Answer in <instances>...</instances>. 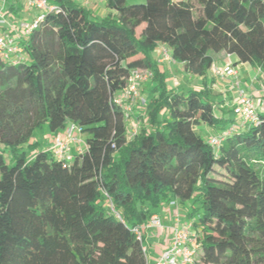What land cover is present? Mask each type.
Wrapping results in <instances>:
<instances>
[{
    "label": "trees",
    "instance_id": "1",
    "mask_svg": "<svg viewBox=\"0 0 264 264\" xmlns=\"http://www.w3.org/2000/svg\"><path fill=\"white\" fill-rule=\"evenodd\" d=\"M50 1L58 9L23 41V61L0 59V264H147L132 229L170 200L198 215L197 264H264V110L243 125L207 80L222 52L264 66V0H199V11L190 0H107L102 17ZM160 44L202 88H170ZM136 68L154 76L131 137L114 97ZM69 123L86 141L69 162L33 139ZM202 125L236 129L217 150ZM224 168L228 179L216 176Z\"/></svg>",
    "mask_w": 264,
    "mask_h": 264
},
{
    "label": "built area",
    "instance_id": "2",
    "mask_svg": "<svg viewBox=\"0 0 264 264\" xmlns=\"http://www.w3.org/2000/svg\"><path fill=\"white\" fill-rule=\"evenodd\" d=\"M18 1V0H16ZM93 2H103L104 0H89ZM8 0L0 10V59L11 64H19L23 61L25 48L23 41L30 37L39 27L45 18L47 12H52L58 7L50 0H25V5L29 10L37 9L36 17L32 20L12 21L4 13ZM160 62L176 63L171 52L166 46L161 48ZM261 70V69H260ZM213 74L221 80L232 79L230 90L236 92L234 102V112L239 117L243 125L259 123V111L264 110V100L259 104L255 98L248 93L242 85V79L236 66L231 62L223 65L214 63L212 66ZM154 76L152 70L147 68H136L131 72L128 83L123 91L114 97V103L119 106L126 120L129 122L133 114L134 106L138 100L143 104L146 100L141 96L140 87L142 84L151 80ZM139 124L133 126L129 133L131 137L138 132ZM236 129L235 125L230 126L227 130L220 133L212 134L207 137L208 143L215 149H219L227 136L232 134ZM58 159L69 162L78 154L86 150V141L82 133V128L75 124L69 123L52 136V145L48 148ZM169 207H177L175 211L176 224L172 226L165 225L159 214H154L147 223L137 225L132 230L137 238L143 243V251L147 258V264H197V251L200 246L199 236L193 221H183L178 210L179 203L177 200L168 201ZM156 229L161 234L171 236V244L166 247L155 263L149 261L148 247L146 245V232Z\"/></svg>",
    "mask_w": 264,
    "mask_h": 264
},
{
    "label": "crops",
    "instance_id": "3",
    "mask_svg": "<svg viewBox=\"0 0 264 264\" xmlns=\"http://www.w3.org/2000/svg\"><path fill=\"white\" fill-rule=\"evenodd\" d=\"M192 1L193 0H190L191 3H193ZM79 2L86 8H87V4L90 3L89 0H79ZM6 10L7 12H9L7 17L11 19L12 21L21 20V19L32 21L37 15L35 11L29 10L26 7L25 0H18V1L8 0L7 5H6ZM162 46H164V44H160L157 47V49L153 53V57L157 61L160 68L165 72L167 79L169 78V84L171 83L170 88L176 89L179 92H183L181 91L180 84H179V80L181 79L179 70L182 68L183 72H186L187 74L189 73L185 70L184 63H181V62L162 63L160 62L159 59L161 56ZM216 60L218 64L223 65L229 61L233 63L237 62V57L235 55L222 52L216 55ZM235 66L239 71L240 77L242 79L243 87L248 91L249 94H251L255 98L256 103L259 104L261 101L264 100V66H254L253 67L248 63H238V62ZM210 73L211 74L207 76V80L213 81L212 89L216 90L217 87L221 88V91H222L221 93L223 95L221 97L222 98L221 101L224 102L225 108L227 109L228 107H230V105L233 108L234 102L237 96H236V92H233L230 90L231 83L229 84V82H232V79L230 78L227 80H221L220 78L216 77L212 71H210ZM201 85L202 87L204 85L203 77H202ZM143 87H146V88H144V91L141 94V96L147 102V98L148 96H150L151 80L144 83ZM196 89H200V88H196ZM145 104H143L141 100H138V102L135 104L132 118L130 119L128 123L131 125L130 129L133 126L140 123L139 118L141 115H143L144 119L146 118L145 107H144ZM199 128L201 129L202 132L208 131V134L206 135L207 137L209 135H212L218 132V131L216 132L215 130L214 132H210L209 130L205 128V126L203 127V125L199 126ZM128 131H129V128H128ZM53 134L54 132H52V135ZM169 212L170 213L173 212V209L167 208V207L164 208L162 206L159 209L158 214L163 219L164 216L162 215V213H164L165 215H168ZM171 217L172 216L170 214V218L168 217L169 221H166L167 220L166 219L165 222L169 223L170 220L172 219ZM184 220H187V219L184 217ZM168 236L169 235L161 234V232L157 231L156 229H151L146 232L145 241L148 243V246L150 247V249L152 248L153 250L152 253L154 257H158L161 254V252L171 244V241H170L171 237L169 236L170 237L169 238Z\"/></svg>",
    "mask_w": 264,
    "mask_h": 264
},
{
    "label": "rangeland",
    "instance_id": "4",
    "mask_svg": "<svg viewBox=\"0 0 264 264\" xmlns=\"http://www.w3.org/2000/svg\"><path fill=\"white\" fill-rule=\"evenodd\" d=\"M143 0H126V2L128 3V4H134V3H140V2H142ZM4 2V0H0V10H1V8H2V6H3V3ZM193 3V5H194V8H195V10L196 11H199V9H200V7H201V5H200V3H199V1L198 0H193L192 1ZM87 8L88 9H90L95 15H97L98 17H102L104 14H106L107 12H110V10H109V8H108V5H107V0H104L103 2H91L90 1V3L89 4H87ZM33 11H35L36 13H39V11L37 10V9H34ZM7 11H5L4 9H3V13L5 14ZM138 34H140V29H138ZM179 73H180V75H181V79L179 80V84H180V88H181V91H183V92H187L188 90H190V89H193V88H202V85H201V81H202V75H200L199 73H197V72H193V73H189V74H187L186 72H183L182 71V68L179 70ZM211 73H210V71L208 72V75H210ZM168 81H169V78L167 79ZM212 82L213 81H209L208 83H209V87H210V89H211V91L213 92L212 93V95H213V99H214V101L215 102H220L221 101V97L223 96L222 95V91H221V88H219V87H217V89L216 90H213L212 88H213V86H212ZM231 82H229V84H230ZM171 84V83H170ZM169 84V85H170ZM144 86V84H142L141 85V87H140V92H141V94L143 93V91H144V88H146V87H143ZM230 86H231V84H230ZM233 92H235V90L233 91ZM138 102V101H137ZM136 102V103H137ZM218 105V104H217ZM229 109L228 110H230L229 112H230V114L233 116V117H235L236 119H237V116H236V114L234 113V111H233V108L231 107V105H230V107H228ZM144 112V111H143ZM217 113L219 114V115H222V113L223 112H221L220 110H218L217 109ZM131 118H132V116H131ZM140 123H139V127L140 126H142L146 121H145V119H144V117H143V115H141L140 116ZM129 123V122H128ZM128 126V128H129V130H130V127H131V125L130 124H128L127 125ZM205 126V128L207 129V130H209L210 132H214V130L215 129H213V128H211V127H209V126H206V125H203V127ZM197 129H198V131L200 132V134L203 136V137H207L206 135L208 134V131H206V132H202L201 131V129L199 128V127H197ZM216 131H219V129H216ZM52 131H50V129L46 126V125H44V126H42V127H40V128H37L36 129V131H35V133H34V136H33V139L34 140H37L39 143H40V145H41V149H48L51 145H52ZM28 152V155H32L33 154V152L31 151V150H27ZM218 178H223V179H228L229 177V173H228V170L226 169V168H224V169H221V174H217L216 175ZM162 206L165 208V207H167V208H171V209H173V212H169L168 213V215H165L164 213H162V215L164 216L163 217V219H162V222L165 224V225H168V226H172V225H175L176 224V221H175V211H176V209H177V207H169V205H168V201H166V202H164L163 204H162ZM178 210H179V212H180V214H181V216H183V218H182V220L183 221H186V220H184V217L187 219V220H189V221H196V220H198V215L197 214H194V215H189V213H190V211H191V206L189 205V203H180L179 202V206H178ZM170 214H171V220H170V222L169 223H166L165 222V220L166 221H169V218H170ZM169 217V218H168ZM158 231V230H157ZM169 237V236H168ZM171 237V236H170ZM169 237V238H170ZM170 241H171V238H170ZM146 245H147V247H148V258H149V261L150 262H153V263H155V261H156V259L159 257H154L153 256V250H152V248L150 249V247L148 246V243L146 242Z\"/></svg>",
    "mask_w": 264,
    "mask_h": 264
}]
</instances>
